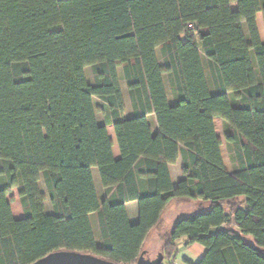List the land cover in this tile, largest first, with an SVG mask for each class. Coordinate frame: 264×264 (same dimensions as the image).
<instances>
[{
    "label": "trees",
    "instance_id": "obj_1",
    "mask_svg": "<svg viewBox=\"0 0 264 264\" xmlns=\"http://www.w3.org/2000/svg\"><path fill=\"white\" fill-rule=\"evenodd\" d=\"M261 2L0 0V264H32L60 250L135 264L173 200L210 207L182 216L159 240L163 264L194 243L207 248L198 264H264ZM191 24L207 59L210 97L183 38ZM121 76L134 113L129 119ZM215 118L231 131L233 173L225 169ZM179 157L186 179L174 188L169 165ZM142 171L150 185L144 191ZM13 190L21 219L12 212ZM131 201L139 203L135 224Z\"/></svg>",
    "mask_w": 264,
    "mask_h": 264
},
{
    "label": "crops",
    "instance_id": "obj_2",
    "mask_svg": "<svg viewBox=\"0 0 264 264\" xmlns=\"http://www.w3.org/2000/svg\"><path fill=\"white\" fill-rule=\"evenodd\" d=\"M261 1H262L261 2L262 9H264V0H261ZM232 10L234 11L237 10V7L235 4L232 5ZM256 23H257V29H258L260 40L264 44V12L263 10L257 13ZM241 26H242V30L244 34L248 36V28H247L246 23H242ZM195 27H196L195 24H191L189 26L190 33L187 36L183 35V38L184 39L186 38L189 41L193 49L195 63H196L199 78L201 81L203 93L205 97H210L213 94V88L211 86L210 79H209V73L206 67L207 59L203 52L202 44L198 38L197 33L195 32ZM120 85H121L122 96L124 100V106H125L124 117L129 119L133 117L134 113H133V109L131 106L126 83L123 80L122 76L120 79ZM166 87L168 91L169 100L172 103L173 99H172L171 89L168 85ZM99 118L100 117H98V121H99ZM102 118H103V115H102ZM149 121H150L153 131L157 132L158 124H157L156 116L154 114L149 116ZM99 123L105 124L104 118L102 119V121H99ZM214 123H215L216 134L222 142L221 151H222V157H223L225 169L229 173H233L234 164L231 160L232 153H233V146H232V143L228 142L227 140V136L230 135L231 131L229 127L226 125V123L220 118H215ZM106 127H107L109 137L113 142L114 155L116 158H119L120 152H119V147L117 144L114 127L112 125H107ZM144 172L145 171H142L141 172L142 174L139 175L140 176V187H141V190L143 191L148 190L150 188V185L147 183L148 178L145 176L146 173ZM169 175H170L171 184L174 188H176L183 180L186 179V176L183 173V161L181 157H179L175 163L169 165ZM93 176H94V181H95L99 199L101 202H103L107 198V195L105 193V189L102 185L101 178H100V175L97 169H93ZM11 207H12L13 215L16 219L23 218L24 216L23 210L22 212L21 210L20 211L15 210L12 204H11ZM126 207H127V212H128V216H129L131 223L133 224L137 223L139 221L138 201L128 202L126 204ZM209 207H210L209 203H203L201 200H183V201L173 200L171 201L168 204L166 210L164 211L163 219H162L160 226L154 231L156 232L155 237H154L156 240L153 238L152 240H150V243L149 241H147L145 252L149 253L150 256L154 254H158L160 250V245L159 247H156L155 242L157 241L156 243H158L159 240H162V238L167 233H170L173 225L179 218H181L182 216L188 215V214L195 215L197 212L201 211L202 209H208ZM93 224L95 226V223ZM244 238L247 242H250L252 244L254 243L253 238L251 236H244ZM180 242H182V240L177 241V243H180ZM206 252H207V248L198 243H194L189 246H180L177 252V256L175 258L176 259L175 264H198V262L205 256Z\"/></svg>",
    "mask_w": 264,
    "mask_h": 264
},
{
    "label": "water",
    "instance_id": "obj_3",
    "mask_svg": "<svg viewBox=\"0 0 264 264\" xmlns=\"http://www.w3.org/2000/svg\"><path fill=\"white\" fill-rule=\"evenodd\" d=\"M164 255L159 253L156 258L146 257V252L138 258L135 264H163ZM32 264H116L112 261L77 251L60 250L52 252Z\"/></svg>",
    "mask_w": 264,
    "mask_h": 264
},
{
    "label": "rangeland",
    "instance_id": "obj_4",
    "mask_svg": "<svg viewBox=\"0 0 264 264\" xmlns=\"http://www.w3.org/2000/svg\"><path fill=\"white\" fill-rule=\"evenodd\" d=\"M86 76H87V78L90 80V81H93V71H92V68L91 67H87L86 68ZM120 71H121V69H120ZM94 104H95V107L97 108V115H98V117H100L99 118V121H102V113L99 111V109H100V107H101V102L98 100V99H95V101H94ZM40 186H41V191H42V193H44V194H46V190H45V187L43 186V184L41 183L40 184ZM100 188V187H99ZM9 199H11L12 200V202H11V204L13 205V208L15 209V210H18V211H20L21 210V212H22V208H21V204H20V201H19V199H18V193H17V191L16 190H13L11 193H10V195H9ZM46 211L47 212H51V206H50V204H49V201L47 200L46 201ZM96 230V229H95ZM155 233L156 232H154V233H152L151 235H150V237H149V239H148V241H149V243H150V240H152L154 237H155ZM98 239H100V237L98 236ZM155 239V238H154ZM156 240V239H155ZM157 242V241H156ZM155 242V245H156V247H159V242L158 243H156ZM157 257V255H152V257L151 258H156ZM175 262H176V259H174V262L172 263V264H175Z\"/></svg>",
    "mask_w": 264,
    "mask_h": 264
},
{
    "label": "built area",
    "instance_id": "obj_5",
    "mask_svg": "<svg viewBox=\"0 0 264 264\" xmlns=\"http://www.w3.org/2000/svg\"><path fill=\"white\" fill-rule=\"evenodd\" d=\"M174 262V261H173Z\"/></svg>",
    "mask_w": 264,
    "mask_h": 264
}]
</instances>
